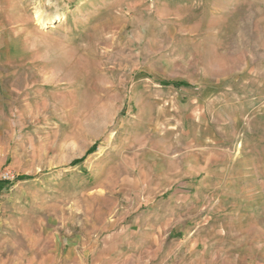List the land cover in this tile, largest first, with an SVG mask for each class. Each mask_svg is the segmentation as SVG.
<instances>
[{"label": "rangeland", "instance_id": "1", "mask_svg": "<svg viewBox=\"0 0 264 264\" xmlns=\"http://www.w3.org/2000/svg\"><path fill=\"white\" fill-rule=\"evenodd\" d=\"M0 171L30 259L264 264V0H0Z\"/></svg>", "mask_w": 264, "mask_h": 264}, {"label": "crops", "instance_id": "2", "mask_svg": "<svg viewBox=\"0 0 264 264\" xmlns=\"http://www.w3.org/2000/svg\"><path fill=\"white\" fill-rule=\"evenodd\" d=\"M14 212L16 211H10L8 216L13 217ZM1 213L4 214V212L0 211ZM29 244V235L23 224L10 223L9 225H4L0 223V264H47L43 258L30 259L27 250L29 248L49 249L51 246L53 248L59 246V242H52L47 247H45L43 241L32 247Z\"/></svg>", "mask_w": 264, "mask_h": 264}, {"label": "built area", "instance_id": "3", "mask_svg": "<svg viewBox=\"0 0 264 264\" xmlns=\"http://www.w3.org/2000/svg\"><path fill=\"white\" fill-rule=\"evenodd\" d=\"M15 179V176L11 171H0V181L2 182H12Z\"/></svg>", "mask_w": 264, "mask_h": 264}, {"label": "trees", "instance_id": "4", "mask_svg": "<svg viewBox=\"0 0 264 264\" xmlns=\"http://www.w3.org/2000/svg\"><path fill=\"white\" fill-rule=\"evenodd\" d=\"M177 84H179V83H177ZM181 84V83H180ZM91 151V150H90ZM8 183V182H7Z\"/></svg>", "mask_w": 264, "mask_h": 264}]
</instances>
